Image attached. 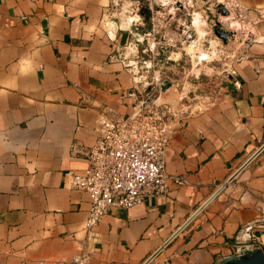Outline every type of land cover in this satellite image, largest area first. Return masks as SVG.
Segmentation results:
<instances>
[{"label": "crops", "instance_id": "1", "mask_svg": "<svg viewBox=\"0 0 264 264\" xmlns=\"http://www.w3.org/2000/svg\"><path fill=\"white\" fill-rule=\"evenodd\" d=\"M239 2L247 19L230 13L226 21L249 31L250 43L232 52L223 90L202 101L190 97L193 83L178 92L188 112L165 171L184 183L112 208L86 264H143L264 143V0ZM137 5L0 0V264H69L80 253L90 195L67 185L66 173L87 166L99 113H127L138 98L145 24L122 26ZM245 244L264 251V150L150 264H216Z\"/></svg>", "mask_w": 264, "mask_h": 264}, {"label": "built area", "instance_id": "2", "mask_svg": "<svg viewBox=\"0 0 264 264\" xmlns=\"http://www.w3.org/2000/svg\"><path fill=\"white\" fill-rule=\"evenodd\" d=\"M217 2L242 22L247 19L248 11L239 0ZM149 34L156 41V35ZM146 66L141 68L145 71L152 68ZM161 81L162 76L137 80L138 98L129 112L119 113L108 107L101 111L95 123L99 137L86 152L87 166L66 173L67 185L88 192L91 201L86 240L69 264L87 263L94 251L92 244L99 241L97 226L112 208L131 207L147 197L167 192L171 182L184 183L183 178L166 173L165 156L176 125L188 111L180 105L184 97L174 103L160 94L156 96ZM235 84L239 85V81L235 80ZM247 229L250 233L252 227Z\"/></svg>", "mask_w": 264, "mask_h": 264}, {"label": "rangeland", "instance_id": "3", "mask_svg": "<svg viewBox=\"0 0 264 264\" xmlns=\"http://www.w3.org/2000/svg\"><path fill=\"white\" fill-rule=\"evenodd\" d=\"M136 1H138L137 8L146 6L149 10L148 20L145 22L143 32V35L146 36V38L143 36V40H146L142 43L144 52L141 55V51L139 53L138 50L137 53L140 55L141 67L146 65L145 62H147L148 66H152L153 64V67L149 69L147 73L144 72L146 69L144 70L141 68L142 73H145L148 79H156L154 77H156L155 72L157 71V76L160 77L161 75L162 81L169 79L174 84L173 88H177L169 92V95H175V99H180L179 97H181V95H178L180 91H183V95L188 93L187 83L189 82L193 83L196 88L190 93V97L195 98L197 96V99H201V101L203 98L202 96L223 90V87H225L229 79L228 67L233 59L237 58L236 54L232 52L235 51L238 53L237 51L239 50L236 49L246 45L247 39L245 40L246 42L243 41L240 46H237L238 40H229L228 43H224V41L219 39V55L211 54L208 59H199L200 50L194 47H196L195 45H197V47L200 45L201 48L209 50L211 46L210 40L212 38H217L213 29L217 22H220L225 30L231 29L227 24L228 22H225V20L221 18L227 15H222L220 13L219 5L221 4L217 2L218 0H193L191 4L188 2L189 0H179L183 2V8L177 5V2H179L178 0H174L172 3L174 7H170L168 11H163V13L160 12L162 14L158 12V7H162L158 0ZM131 9L127 12L133 13L134 9H132V11ZM196 9L204 11L205 19L208 22V27H206L208 32L205 31L202 33L196 28L193 15V11ZM150 32L156 35V41H154V37L149 34ZM131 44L135 43L133 42ZM151 45L153 48L155 47L154 50L153 48L150 49ZM174 53L178 55L174 57ZM185 91H187V93H185ZM195 93H197V95H195ZM164 99L169 98L168 96H164ZM187 99L189 103H194L195 101L193 99ZM197 104H199V106L201 105V103Z\"/></svg>", "mask_w": 264, "mask_h": 264}, {"label": "water", "instance_id": "4", "mask_svg": "<svg viewBox=\"0 0 264 264\" xmlns=\"http://www.w3.org/2000/svg\"><path fill=\"white\" fill-rule=\"evenodd\" d=\"M207 1V0H205ZM177 5L181 8L184 7V4L182 1L177 2ZM220 6V13L222 15H228L229 9L223 5ZM161 11H168V7H158ZM137 12L139 15V20L137 23L139 25L145 24V22L148 20L149 10L148 7H138ZM214 33L217 36L218 39L224 41V43H228L229 40H239L237 36V32L230 29L225 30L220 22H217L214 27ZM247 43H250V40H247ZM174 84L169 80L165 79L161 81L159 84V91L156 93V96L160 94V96H165L166 93L173 88ZM150 90L152 87L149 88ZM131 93L134 91L131 90ZM264 150V143L235 171L227 180V182L222 185L217 191L205 201L203 205H201L195 213L189 217L165 242V244L161 247H159L143 264H150L163 250L164 246L168 245L183 229H185L192 220L207 206L209 203L214 200L221 191L226 187L228 183H231L262 151ZM216 264H264V251L261 247H254L252 244H245L242 248H239L237 253L227 255L217 261Z\"/></svg>", "mask_w": 264, "mask_h": 264}, {"label": "bare ground", "instance_id": "5", "mask_svg": "<svg viewBox=\"0 0 264 264\" xmlns=\"http://www.w3.org/2000/svg\"><path fill=\"white\" fill-rule=\"evenodd\" d=\"M159 1V3H160V5L162 6V7H168V10H169V8H170V6L172 5V3H173V1L174 0H158ZM179 1V0H178ZM205 1V0H204ZM190 4L193 2V0H189L188 1ZM158 3V2H157ZM194 13H193V15H194V20H195V24H196V28H198V30L200 31V32H202V33H204L205 31H207V28L206 27H208V22H207V20L205 19V16H204V11H202V10H200V9H196V10H194L193 11ZM206 15V14H205ZM229 15L230 14H228L227 16H222L221 18L223 19V20H225V22H226V20H228V18H229ZM231 18V17H230ZM124 22H123V25L122 26H124V27H130L131 25H132V23L134 22V21H138L139 20V15H138V13L137 12H133V13H128V12H126L125 13V15H124ZM231 26L234 28V29H232V30H234V31H236L237 32V36L239 37V40L237 41V46H240L242 43H243V41H245L246 39H247V37H249L248 35H249V32H247V33H245V36H244V34H242V30H241V24L238 22V21H236V20H232V22H231ZM243 29V28H242ZM208 32V31H207ZM201 33V34H202ZM210 34V33H209ZM207 35V34H206ZM212 36V35H211ZM205 37V36H204ZM213 37V36H212ZM138 39L140 40V41H142L143 40V36L142 35H139L138 36ZM246 42V41H245ZM210 43H211V46L209 47V50H206V49H203V48H201V46L200 45H198V47H194L195 49H198V50H200V54H199V59L201 60L202 58H206V59H208L210 56H211V54L212 55H219V53H218V47H219V45H220V41H219V39H217V38H212L211 40H210ZM235 45V44H234ZM137 50V46L135 45V44H130L129 46H128V54L130 55V54H132V53H134L135 51ZM176 55H178L177 53H174V57H176ZM135 64H137V63H135ZM147 65V64H146ZM146 67H148V68H151V67H153V64H152V66H146ZM140 68H141V66H140ZM137 72H140V69H139V71H138V69H137ZM148 71H145V73H147ZM144 73V74H145ZM156 76H157V73H156ZM146 77H147V75L145 74V76H140L139 77V79H142V78H144V79H146ZM158 77V76H157ZM158 79H160L159 77H158ZM185 93H187V91H185Z\"/></svg>", "mask_w": 264, "mask_h": 264}]
</instances>
